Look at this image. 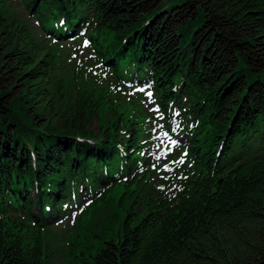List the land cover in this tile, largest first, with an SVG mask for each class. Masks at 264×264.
<instances>
[{
    "label": "trees",
    "instance_id": "trees-1",
    "mask_svg": "<svg viewBox=\"0 0 264 264\" xmlns=\"http://www.w3.org/2000/svg\"><path fill=\"white\" fill-rule=\"evenodd\" d=\"M82 40L106 91L54 73L55 49ZM128 86L176 138L161 178L155 118L113 104ZM262 259L264 0H0V264Z\"/></svg>",
    "mask_w": 264,
    "mask_h": 264
},
{
    "label": "rangeland",
    "instance_id": "rangeland-1",
    "mask_svg": "<svg viewBox=\"0 0 264 264\" xmlns=\"http://www.w3.org/2000/svg\"><path fill=\"white\" fill-rule=\"evenodd\" d=\"M16 1V0H15ZM26 16V15H25ZM32 23V21L30 22ZM85 43V42H84ZM80 46L74 42L69 43L65 46H60L55 49L54 56V73L56 72L58 76L62 77L63 81L67 84V88L72 93L77 92H88V91H102L107 90V79L106 75L102 74L99 65L96 64L92 56H90V50L85 43L84 47ZM93 55L95 58L100 56V54L94 50ZM120 89V88H118ZM119 91V90H118ZM147 95V94H146ZM113 98V96H111ZM114 105L125 111V116H128L131 112L147 110L145 105L147 104V97L144 96L140 99H136L128 94V90L123 89L119 91L114 98ZM155 108V107H154ZM144 115H140L142 117ZM139 117V118H140ZM152 130V154L155 162L158 164V173L160 178L165 174L169 173L172 169V164L175 163L179 157L173 151V138L172 134L165 130L163 124L157 125V122H153L151 125ZM91 128L94 131H98V122L96 117L93 118L91 123ZM175 138V137H174ZM121 188L117 189V194L121 192ZM94 208L89 207L88 213L81 219V224H86V222L93 221L96 218L98 222H101L104 216L115 211L113 205L108 202L105 206L100 207L93 214ZM91 217V219H90ZM73 223H67L63 234H59L58 238L61 241L64 235L73 228ZM83 226V225H82ZM50 246L55 249H60L61 244L56 240H50ZM59 259V258H58Z\"/></svg>",
    "mask_w": 264,
    "mask_h": 264
},
{
    "label": "water",
    "instance_id": "water-1",
    "mask_svg": "<svg viewBox=\"0 0 264 264\" xmlns=\"http://www.w3.org/2000/svg\"><path fill=\"white\" fill-rule=\"evenodd\" d=\"M255 264H264V259H262L261 261L255 263Z\"/></svg>",
    "mask_w": 264,
    "mask_h": 264
}]
</instances>
